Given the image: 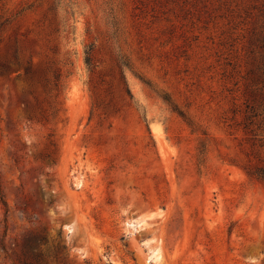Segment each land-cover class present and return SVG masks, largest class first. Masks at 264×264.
Wrapping results in <instances>:
<instances>
[{
  "label": "rangeland",
  "instance_id": "rangeland-1",
  "mask_svg": "<svg viewBox=\"0 0 264 264\" xmlns=\"http://www.w3.org/2000/svg\"><path fill=\"white\" fill-rule=\"evenodd\" d=\"M0 264H264V0H0Z\"/></svg>",
  "mask_w": 264,
  "mask_h": 264
}]
</instances>
